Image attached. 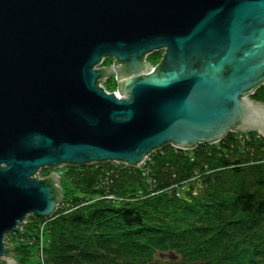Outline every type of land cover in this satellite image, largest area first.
<instances>
[{
  "label": "water",
  "instance_id": "obj_1",
  "mask_svg": "<svg viewBox=\"0 0 264 264\" xmlns=\"http://www.w3.org/2000/svg\"><path fill=\"white\" fill-rule=\"evenodd\" d=\"M263 84L264 0H0V263L17 264L5 235L61 201L38 171L264 139Z\"/></svg>",
  "mask_w": 264,
  "mask_h": 264
},
{
  "label": "trees",
  "instance_id": "obj_2",
  "mask_svg": "<svg viewBox=\"0 0 264 264\" xmlns=\"http://www.w3.org/2000/svg\"><path fill=\"white\" fill-rule=\"evenodd\" d=\"M250 98L264 104V84ZM148 161L151 185L121 164L64 167L55 213L9 235L12 258L26 264L35 249L36 264H264V139L228 132Z\"/></svg>",
  "mask_w": 264,
  "mask_h": 264
},
{
  "label": "rangeland",
  "instance_id": "obj_3",
  "mask_svg": "<svg viewBox=\"0 0 264 264\" xmlns=\"http://www.w3.org/2000/svg\"><path fill=\"white\" fill-rule=\"evenodd\" d=\"M163 55H164V53H163ZM162 55V56H163ZM113 60V59H112ZM158 61V60H157ZM156 61V62H157ZM161 61V59L158 61V63H156V65H154V66H157L158 64H159V62ZM112 63V62H111ZM153 66V65H152ZM239 133H248V132H239ZM215 144V143H214ZM145 161H147V159L145 160ZM144 161V162H145ZM120 164V163H119ZM64 167H66V166H62V167H60V168H56V170H54L53 168H48V169H44V170H41L40 172H38V175H39V181H42V180H44V179H47L52 173L53 174H58V177L59 176H62V174H61V171H62V169L64 168ZM129 168H131V167H129ZM136 168V170H145L146 169V167H145V165H143V167H141V168H138L137 166L135 167ZM63 177V176H62ZM62 199V198H61ZM58 207V206H57ZM27 218V217H26ZM25 218V219H26ZM24 222H25V220H24ZM9 235H12V234H7V235H5V237H4V239H3V243L4 244H6V245H8L9 246V244H10V240H9ZM34 250L35 249H30V251H31V255H32V257L29 259V262L28 263H26V264H36L37 263V261H38V258H36L35 256H34ZM12 254V253H11ZM17 258L19 259V256H15V259L17 260ZM4 260H5V258H3ZM8 259H10V258H7L6 260H8ZM4 262H1L0 264H3Z\"/></svg>",
  "mask_w": 264,
  "mask_h": 264
},
{
  "label": "built area",
  "instance_id": "obj_4",
  "mask_svg": "<svg viewBox=\"0 0 264 264\" xmlns=\"http://www.w3.org/2000/svg\"><path fill=\"white\" fill-rule=\"evenodd\" d=\"M147 57L148 56H146L145 58H144V60L148 63V61H147ZM103 63H104V60H102L101 61V63L99 64V66H97V68H102L103 66ZM149 64V63H148ZM112 66H115V62L113 61L112 62V64H110V66L109 67H112ZM155 68V67H154ZM110 76H112L113 77V79L115 80V88L112 90V92H110V93H114V92H116V73H115V70H113L112 71V73L110 74ZM109 76V77H110ZM107 78L108 77H104L102 80H101V82L98 84V86H105V84H106V81H107ZM110 93H108V94H110ZM147 159V161H145ZM145 160H143V162L142 163H140L139 165H137V167L138 168H141V167H143V165H145V167H146V169L145 170H139L140 172H143V175L145 176V178H146V180H147V185H151V181L148 179V170H147V168H148V156L145 158ZM145 161V162H144ZM115 164H119V163H115ZM120 165V164H119ZM121 166L122 167H125V168H129L128 166H125V165H123V164H121ZM134 169H136V168H134ZM39 172V171H38ZM56 175L58 176V174L56 173ZM59 179H60V176L58 177ZM37 179H39V175H38V173H37ZM55 187L56 188H60V184H59V182H57L56 184H55ZM60 190H61V188H60ZM149 193H151V195H153L154 193L153 192H149ZM60 195H61V193H60ZM139 195L140 196H142L143 195V193H139Z\"/></svg>",
  "mask_w": 264,
  "mask_h": 264
},
{
  "label": "flooded vegetation",
  "instance_id": "obj_5",
  "mask_svg": "<svg viewBox=\"0 0 264 264\" xmlns=\"http://www.w3.org/2000/svg\"><path fill=\"white\" fill-rule=\"evenodd\" d=\"M161 51H162V52H161ZM156 52H157L158 55L160 56V58H159V60H160V59L162 58V55H163V53H164V50L155 51L154 53H156ZM150 56H151V55L149 54L148 57H147V61H148V63H149V57H150ZM159 60H158V61H159ZM158 61H157V63H158ZM111 62H113L112 59H105V60H104V63H103L102 66H103V67H109L110 64H112ZM154 65H156V64H154ZM154 65H153V66H154ZM96 68H97V67H96ZM110 78H113V77H112V76L108 77V78H107V81L110 80ZM107 81H106V82H107ZM3 264H5V263H3Z\"/></svg>",
  "mask_w": 264,
  "mask_h": 264
},
{
  "label": "bare ground",
  "instance_id": "obj_6",
  "mask_svg": "<svg viewBox=\"0 0 264 264\" xmlns=\"http://www.w3.org/2000/svg\"><path fill=\"white\" fill-rule=\"evenodd\" d=\"M161 52H162V51H161ZM153 53H154V52H152L151 54H153ZM151 54H150V55H151ZM113 61H114V60H113ZM151 67L154 68V67H156V66H151ZM104 88H105V86H104ZM105 90H106L107 94L110 93L106 88H105ZM247 98H248V97H247ZM249 99H251L250 96H249ZM40 171H41V170H40ZM40 171H39V172H40ZM59 183H60V179H59Z\"/></svg>",
  "mask_w": 264,
  "mask_h": 264
}]
</instances>
